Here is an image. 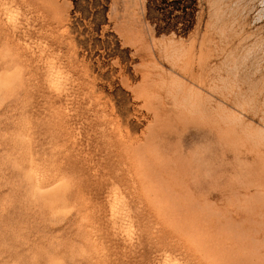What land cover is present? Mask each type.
<instances>
[{
  "label": "rangeland",
  "instance_id": "obj_1",
  "mask_svg": "<svg viewBox=\"0 0 264 264\" xmlns=\"http://www.w3.org/2000/svg\"><path fill=\"white\" fill-rule=\"evenodd\" d=\"M0 264H264V0H0Z\"/></svg>",
  "mask_w": 264,
  "mask_h": 264
},
{
  "label": "bare ground",
  "instance_id": "obj_2",
  "mask_svg": "<svg viewBox=\"0 0 264 264\" xmlns=\"http://www.w3.org/2000/svg\"><path fill=\"white\" fill-rule=\"evenodd\" d=\"M31 6H32V5H31ZM7 7H8V6H7ZM4 8H5V7H4ZM6 11H7V10H6ZM37 11H38V10H37ZM41 13H42V12H41ZM32 14H33V13H32ZM43 14H44V13H43ZM41 15H42V14H41ZM8 17H11V16L9 15ZM8 17H7V18H8ZM40 17H41V16H40ZM42 17H43V16H42ZM44 17H45V16H44ZM42 19H43V18H42ZM2 20H3V19H2ZM10 20H12V19H10ZM31 20H32V19H31ZM7 21H8V20H7ZM33 21H34V19H33ZM33 21H32V22H33ZM2 22H3V21H2ZM46 23H47V22H46ZM47 25H49V24H47ZM151 29H153V28H151ZM38 31H39V30H38ZM151 39H152V38H151ZM37 41H38V40H37ZM58 45H59V43H58ZM31 46H32V45H31ZM41 46H42V45H41ZM48 47H49V46H48ZM52 47H53V46H52ZM57 47H58V46H57ZM58 48H59V47H58ZM28 49H29V48H28ZM52 49H53V48H52ZM41 50H42V49H41ZM57 50H58V49H57ZM38 51H39V50H38ZM47 51H48V49H46V52H47ZM50 51H51V49H50ZM46 52H45V53H46ZM56 52H57V51H56ZM134 52H135V51H134ZM38 53H39V52H38ZM138 53H139V52H138ZM39 54H40V53H39ZM56 55H57V54H56ZM59 55H60V54H59ZM153 55H154V54H153ZM44 56H45V55H44ZM48 56H49V55H48ZM54 56H55V55H53V57H54ZM66 56H67V55H66ZM71 56H72V55H71ZM71 56H70V57H71ZM60 57H61V56H59V58H60ZM62 57H63V56H62ZM70 57H69V58H70ZM41 58L43 59V57H41ZM57 58H58V57H57ZM69 58H68V59H69ZM33 59H34V58H33ZM35 59H36V58H35ZM35 59H34V60H35ZM37 59H38V58H37ZM39 59H40V58H39ZM39 59H38V60H39ZM53 59H54V58H53ZM71 59H72V57H71ZM71 59H70V60H71ZM38 60H37V61H38ZM40 61H41V59H40ZM57 61H58V60H57ZM57 61H56V62H57ZM41 62H44V61H41ZM46 62H47V61H46ZM46 62H45V64H46ZM65 62H66V61H65ZM69 62H70V61H69ZM69 62H68V63H69ZM57 63H58V62H57ZM57 63H56V64H57ZM62 63H63V62H61V65H55V64H54V65H51V64H50L49 67H48V73H47L48 78H47V79H48L49 82H50L51 84H53V85H59V84L61 83V80H62V73H63V72L61 73L60 68H61V66H62ZM59 64H60V63H59ZM66 64H67V63H66ZM66 64H65V65H66ZM71 64H72V63H71ZM73 64H74V63H73ZM42 66H43V65H42ZM73 66H74V65H73ZM64 67H65V66H64ZM71 67H72V66H71ZM43 68H44V67H43ZM46 69H47V68H46ZM66 71H67V69H66ZM71 71H72V70H71ZM45 75H46V73H45ZM65 75H66V73H65ZM143 75H144V74H143ZM149 79H150V78H149ZM46 81H47V80H46ZM69 83H70V82H69ZM51 84H50V85H51ZM53 85H52V86H53ZM63 85H64V84H63ZM67 85H68V84H67ZM64 86H65V85H64ZM64 86H63V87H64ZM52 89H53V88H52Z\"/></svg>",
  "mask_w": 264,
  "mask_h": 264
}]
</instances>
